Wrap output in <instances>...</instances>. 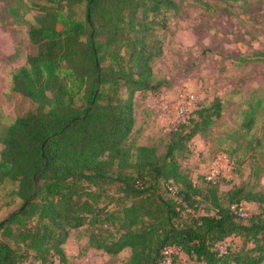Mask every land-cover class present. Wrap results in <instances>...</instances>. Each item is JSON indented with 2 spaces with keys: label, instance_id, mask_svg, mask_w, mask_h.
Listing matches in <instances>:
<instances>
[{
  "label": "trees",
  "instance_id": "16d2710c",
  "mask_svg": "<svg viewBox=\"0 0 264 264\" xmlns=\"http://www.w3.org/2000/svg\"><path fill=\"white\" fill-rule=\"evenodd\" d=\"M175 6L36 0L28 30L36 51L12 76V89L35 107L1 139L0 188L9 187L8 198L20 204L0 219V264H71L64 243L82 226L94 249L116 255L129 248L128 264H160L168 247L205 264H262L264 194L237 188L223 198L218 181L196 186L175 155L220 116L219 98L173 128L163 153L125 145L135 93L164 85L152 71L163 53L155 17ZM243 201L258 211L232 209ZM231 236L241 244L221 252Z\"/></svg>",
  "mask_w": 264,
  "mask_h": 264
},
{
  "label": "rangeland",
  "instance_id": "374dc122",
  "mask_svg": "<svg viewBox=\"0 0 264 264\" xmlns=\"http://www.w3.org/2000/svg\"><path fill=\"white\" fill-rule=\"evenodd\" d=\"M172 1L174 8L155 17L154 34L163 53L152 62V71L164 85L157 92L135 93V123L125 145L154 146L163 153L173 128L219 98L220 116L206 133L182 144L177 161L199 187L212 166H224L216 184L223 198L237 188L264 194V0ZM35 2L0 0V151L6 128L35 107L12 89L13 74L36 51L28 36ZM8 189L0 188V200L10 201L2 204L0 219L20 204L8 198ZM199 206L201 213L208 211V204ZM242 208L247 216L258 211L253 201H243ZM88 231L86 226L69 230L64 251L71 264H128L129 248L106 254L89 245ZM240 244L231 236L219 249ZM167 256L174 264H205L181 251Z\"/></svg>",
  "mask_w": 264,
  "mask_h": 264
},
{
  "label": "built area",
  "instance_id": "2783aa9c",
  "mask_svg": "<svg viewBox=\"0 0 264 264\" xmlns=\"http://www.w3.org/2000/svg\"><path fill=\"white\" fill-rule=\"evenodd\" d=\"M226 164L228 163L226 162ZM222 169H224V166H220V167L212 166V168L206 174L205 179L210 182L218 181L219 175H223L221 174ZM232 209L238 212L240 215H245L242 207H240L239 209H236L235 206H232ZM177 251H179V249L176 247L165 248L163 251V259L160 264H171V259H168L167 255H170V253L177 252Z\"/></svg>",
  "mask_w": 264,
  "mask_h": 264
}]
</instances>
